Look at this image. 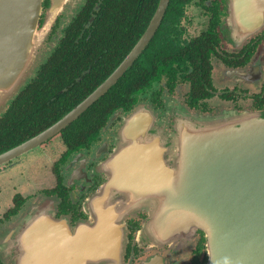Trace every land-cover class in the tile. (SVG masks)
Returning <instances> with one entry per match:
<instances>
[{
	"label": "flooded vegetation",
	"instance_id": "af4514ba",
	"mask_svg": "<svg viewBox=\"0 0 264 264\" xmlns=\"http://www.w3.org/2000/svg\"><path fill=\"white\" fill-rule=\"evenodd\" d=\"M161 1L43 0L34 43L38 67L17 92L5 91L3 101L0 96V155L42 131L27 127L24 119L39 116L25 104L40 103L44 88L47 102L77 105L146 34L149 38L111 86L129 73L125 102L130 106L114 108L102 123L85 129L66 127L0 162V264H29L34 257L50 264H109L106 251L88 246L90 234L77 236L95 225L91 198L110 181L106 163L124 119L139 104L156 115L158 127L150 132L162 134L174 130L183 111L264 110V23L246 36L250 17L231 21L227 0H169L157 17ZM154 165L165 170L168 163L141 162L129 178L145 189ZM115 193L118 207L104 212L110 210L112 222L126 227L122 260L116 264L209 263L206 231L172 222L165 193L122 187Z\"/></svg>",
	"mask_w": 264,
	"mask_h": 264
},
{
	"label": "water",
	"instance_id": "95a60500",
	"mask_svg": "<svg viewBox=\"0 0 264 264\" xmlns=\"http://www.w3.org/2000/svg\"><path fill=\"white\" fill-rule=\"evenodd\" d=\"M168 1H161L157 17H161ZM227 1L231 21L234 17H250L246 36L264 23V0ZM42 10L43 0H0L2 101L8 97V90L17 92L23 87L38 67L34 43ZM148 38L146 34L84 100L35 136L2 153L0 162L40 145L76 120L132 65ZM156 123V115L145 104H139L124 119L117 146L106 163L111 179L91 198L95 225L90 233L82 231L77 238L90 234L91 250L101 247L109 264L121 261L126 227L120 220L112 222L111 211L105 213L104 209L118 207L120 197L115 192L121 187L155 190L165 193V207L179 228L192 224L206 231L208 264H264V110H227L216 115L183 111L174 130L164 134L150 132L158 127ZM146 161H166L168 165L165 170L152 166L154 178L142 189V182L129 177L138 172L137 164ZM29 262L50 264L45 260L42 263L39 257Z\"/></svg>",
	"mask_w": 264,
	"mask_h": 264
},
{
	"label": "trees",
	"instance_id": "16d2710c",
	"mask_svg": "<svg viewBox=\"0 0 264 264\" xmlns=\"http://www.w3.org/2000/svg\"><path fill=\"white\" fill-rule=\"evenodd\" d=\"M129 73L125 76L126 78L121 79V81L112 87L101 99H99L96 103H94L91 107H89L80 117L69 124L67 128H83L90 127L95 124L96 121L102 123L104 119L108 116V114L118 106L128 107L130 106V102H125L126 97L129 95L128 92H131L130 81L131 76ZM34 84V82H33ZM32 84V85H33ZM30 86H28L29 88ZM27 88V90H28ZM29 91H33V87ZM128 91V92H127ZM46 94L49 92L46 91V88L43 89V100L40 103H26V110L31 112L39 113L38 117L34 118H25L26 126H32L36 131H41L46 127L52 125L54 122L59 120L63 115H65L68 111H70L76 104L75 103H63L59 102H47L45 99L48 98ZM120 95L119 102H111ZM122 100L124 102L122 103ZM4 125H0V129ZM33 132V133H35ZM3 135V133L0 131ZM32 133V134H33Z\"/></svg>",
	"mask_w": 264,
	"mask_h": 264
},
{
	"label": "rangeland",
	"instance_id": "374dc122",
	"mask_svg": "<svg viewBox=\"0 0 264 264\" xmlns=\"http://www.w3.org/2000/svg\"><path fill=\"white\" fill-rule=\"evenodd\" d=\"M34 50H35V49H34ZM34 52H35V51H34ZM1 110H2V109H0V112H1ZM3 190H4V193H3V194H4V196H6V194L8 193V190H7V189H6V190L3 189Z\"/></svg>",
	"mask_w": 264,
	"mask_h": 264
}]
</instances>
